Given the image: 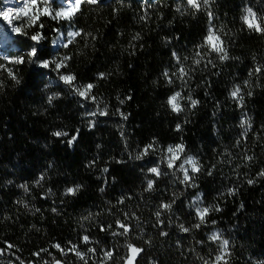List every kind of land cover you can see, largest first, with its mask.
I'll list each match as a JSON object with an SVG mask.
<instances>
[{"label":"trees","instance_id":"trees-1","mask_svg":"<svg viewBox=\"0 0 264 264\" xmlns=\"http://www.w3.org/2000/svg\"><path fill=\"white\" fill-rule=\"evenodd\" d=\"M63 6L66 0H53L54 8ZM249 7L264 16V0H210L200 11L187 0H98L84 3L71 21L43 17L42 29L28 27L5 44L0 34V64L16 75L14 80L0 70V264H85L53 247L67 250L69 241L82 252L96 249L87 264H102L108 249L114 255L107 264H125L128 243L144 249L135 264H212L219 245L208 237L217 231L229 240L228 264H264V177L258 175L264 170V33L241 19ZM208 11L211 24L223 30L229 59L213 53L197 66L193 58L207 34ZM75 31L82 35L64 47ZM37 32L44 37L39 42L31 39ZM33 47L37 55L30 58ZM173 52L189 70L184 79ZM65 56L71 59L59 70L54 63L41 66ZM69 73L76 76L75 87L95 85V101L60 79ZM236 85L242 104L230 96ZM176 91L185 97L180 112L167 103ZM189 95L199 101L195 107ZM56 131L68 135L56 137ZM181 143L185 152L177 166L187 156L202 165L190 173L193 187L181 183L178 167H167V147ZM149 144L155 150L137 159ZM157 166L159 177L148 171ZM149 180L155 181L150 191ZM77 185L75 195H65ZM229 188L237 192L230 195ZM162 203H172L171 210H162ZM209 205L221 210H213L199 229L180 230V224L199 223L195 208ZM117 219L131 226L126 236L112 235L122 231ZM85 234L92 243L81 242Z\"/></svg>","mask_w":264,"mask_h":264},{"label":"snow or ice","instance_id":"snow-or-ice-1","mask_svg":"<svg viewBox=\"0 0 264 264\" xmlns=\"http://www.w3.org/2000/svg\"><path fill=\"white\" fill-rule=\"evenodd\" d=\"M84 3H91V4H96L98 3V0H66V6L60 7V8H54L53 7V0H26V2L23 4V6L19 9V11L15 14V18L16 19H21L24 18L26 19V23L24 25H21L19 27H15L13 28V31L18 33V34H25V29L28 27H39V28H43L44 24L41 22V19L43 17H48L51 18L52 20H67V21H71L77 13H79L81 11V6ZM187 5L196 10V11H200L202 7L207 8L210 5V0H187ZM179 11V9H177ZM245 14L241 17V19L243 20L244 24L251 30H254L256 32H261L264 33V16H258L257 13L255 11H253L252 8H245L244 9ZM208 18H209V27L207 30V34L204 36L203 42L197 46L195 53H194V58H193V63L194 65H200L201 61L205 59V56H210L211 54L215 53L218 58L220 60H227L229 59V55H228V51H227V47L225 44L224 39L222 38V29H220L219 31L211 24V21L213 19V14L211 11H208ZM0 17H2L4 20L8 21L10 24L12 23L13 20V13L12 11H0ZM144 19H146V17H142ZM59 31V30H57ZM62 35V34H61ZM69 37H71L72 39L68 40L67 43L63 44L64 47H68L69 44H71L73 42V40L76 37H79L82 35L81 31H75V32H69L67 34ZM85 35H91L90 33L85 34ZM43 35L40 32H37L36 34L31 36V39L33 41L39 42L41 39H43ZM135 38H139V34H136ZM58 41H53V43H57ZM201 49H206V52H202ZM29 57H36L37 55V49L35 47L32 48V50L29 52ZM173 56L176 59L177 64L179 65L177 71L179 73V78L180 79H184V77H187L189 75V70L185 68V66L181 63V58L175 53L173 52ZM5 60H8L9 63H13V64H22L24 63V58L23 57H18L15 59L9 58V57H4ZM71 57H63L62 59H60L59 61H44L42 62L41 66L44 68H48L50 66V63H54L56 65V69L59 70L62 67H66V62L68 60H70ZM184 59H187V57H185ZM207 63L211 64L212 61L208 60ZM0 70H4L7 71L9 76L16 80V75L13 72V70L11 68H8L7 65H3L0 64ZM194 70V69H193ZM261 71V67L257 66L255 68V72L259 73ZM100 78H104V73H100ZM163 75L165 76V78H167L168 82L171 83L172 82V78L169 75L168 70L166 69L163 73ZM173 75H175V73H173ZM251 75V73H250ZM60 79L65 83L68 84L72 87H74L75 92L82 98L84 99H91L93 101H95L96 97L91 95V91L92 89L95 87L94 84L89 83L86 85H82L80 87H75L74 85V81L76 80V76L73 74H65V75H61ZM19 82V81H17ZM245 85L248 84V81L244 82ZM242 93V89L240 85H236L234 86L233 90L230 92V96L234 99V100H238L241 104L243 103V95ZM248 95H251V92L248 93ZM51 97L49 98V102L51 103ZM185 99V97L182 95V93L180 91H176L174 92L171 96L168 97L167 103L169 105V107L172 109V111L174 112H180L183 110V108L181 107V103L180 101ZM187 99L191 102V106L195 107L199 101L198 100H194L192 99L191 95H189L187 97ZM121 103H123V101H121ZM100 115H107L106 111H100L99 112ZM89 115H96L95 112L90 113ZM121 115L124 117V119H127V116H124L123 113H121ZM90 123H94V122H90ZM247 123L246 121H242L241 122V127H244V124ZM179 125H177V129L179 130ZM248 127H251V125L249 124ZM52 135L56 136V137H61V136H67L68 133L66 132H62V131H56L53 132ZM76 140V136H73L70 140H69V144L73 143ZM239 143V142H237ZM154 149V144H149L147 146H145V148L142 150V152L140 153L139 156H137V159H141L143 156L148 155V153L150 151H153ZM185 152V146L181 143V144H177V145H169L166 149V163H167V167L169 169H173V168H177L180 172H182L183 175V179L181 180V183L186 184L190 187L195 186L193 183L194 177L192 175H190V173H199L201 171L202 165L200 164L199 160L196 157L193 156H187L186 158H184L182 160V162L177 166L176 162L181 160L182 154ZM245 160L247 161H251L253 159L252 156H245L244 157ZM187 165V167H186ZM105 172L108 171L107 168L104 169ZM150 173L154 174L155 176L159 177L161 175V171L159 166L157 167H152L149 168L148 170ZM209 175H211V171H209L208 173ZM259 176L264 177V170H262L259 174ZM44 179V176H40L39 179L37 180V183L39 184V182L41 180ZM248 184H252L254 183L253 180L249 179ZM155 181L153 180H149L147 183V189L148 191L153 189ZM21 187H23L25 189V191L28 190V186L25 185H21ZM80 189V186L77 185L75 187H69L65 189V195H75ZM101 191H103V189H101ZM49 192H51V189H49ZM237 192L236 188H229L228 189V193L230 195H234ZM199 202V197H197V200L194 201L193 203L196 204ZM119 203H123V199H121L119 201ZM174 203V201H173ZM160 208L162 210H171L172 208V203H162L160 205ZM220 211L221 209L218 206L215 205H209V206H205V207H199L197 206L195 208V214L197 219L199 220V223H196L194 225L190 227H185L184 224H180L179 228L182 232L184 233H188L189 231L192 230V228L195 229H199L201 227V225L205 224L206 221V217L213 211ZM55 211V210H54ZM134 215V214H133ZM155 215L157 216L158 220L159 217L161 216V211H157L155 213ZM87 219V217L85 218ZM125 219H128L127 214L125 213ZM138 219V218H137ZM162 223V221H161ZM116 225L118 227V229H121L122 231H117V232H112L113 236L116 235H124L126 236L130 231H131V226L127 223H125L124 221H121L119 219H117L116 221ZM112 226L108 225V228L110 229ZM101 231H106V229L101 226ZM161 235H167L166 232H162ZM81 242L84 244H90L92 243V240L90 238L89 235L85 234L80 238ZM208 240L214 243H218L219 245V254H217L214 258V260L212 261V264H228V260L226 259V257L230 256V252H229V240L224 239L222 237V234L217 231V232H213L211 235H209ZM150 243V241H149ZM68 244L70 245V247L65 250V248H63L59 243L54 244L53 247L58 249L61 254L66 255L68 252H72L74 253V255L80 259L83 260L85 262V264H87V257L89 253L95 254L96 249L95 248H88L87 252H82L79 250V245L78 244H74L71 241L68 242ZM7 247L9 249L13 248L14 245L8 244ZM127 249H128V253L125 256V264H135L136 262V258L137 256L144 251V249L137 247L134 244L128 243L126 245ZM5 250L0 249V254H3ZM41 251H47V249H42ZM34 255L39 256L40 253H34ZM114 252L112 249H108V250H104L103 251V262L102 264H107V262L109 260H111L113 258ZM21 264H23V262H21ZM45 264H47V262H45ZM54 264H62L61 261L59 260H55ZM204 264H209L208 261H205Z\"/></svg>","mask_w":264,"mask_h":264},{"label":"rangeland","instance_id":"rangeland-1","mask_svg":"<svg viewBox=\"0 0 264 264\" xmlns=\"http://www.w3.org/2000/svg\"><path fill=\"white\" fill-rule=\"evenodd\" d=\"M26 0H6L2 5L0 11H12L13 13V20L10 24L8 21L4 20L0 17V34L2 36L1 43H6V38L9 36L16 35L18 33L13 31V28L19 27V21L21 19H16L15 14L19 11V9L23 6ZM2 45V44H1Z\"/></svg>","mask_w":264,"mask_h":264}]
</instances>
